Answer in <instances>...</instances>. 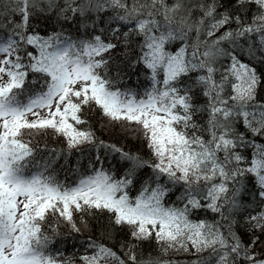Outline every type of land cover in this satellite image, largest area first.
I'll return each instance as SVG.
<instances>
[{"label": "snow or ice", "instance_id": "1", "mask_svg": "<svg viewBox=\"0 0 264 264\" xmlns=\"http://www.w3.org/2000/svg\"><path fill=\"white\" fill-rule=\"evenodd\" d=\"M262 90L264 0H0V264H264Z\"/></svg>", "mask_w": 264, "mask_h": 264}, {"label": "trees", "instance_id": "2", "mask_svg": "<svg viewBox=\"0 0 264 264\" xmlns=\"http://www.w3.org/2000/svg\"><path fill=\"white\" fill-rule=\"evenodd\" d=\"M43 27V26H42ZM50 28L51 25H48ZM128 86L130 87H136V81L135 79L130 80L127 82ZM140 87H143V82L141 83ZM262 95H264V90L261 92ZM90 122L93 124L97 135L103 139L106 142L115 143L118 146L124 148L125 151H131V152H138L140 153L145 159H150V152L149 149L146 146V143L144 140L139 137L134 132L128 130L126 131L124 127H121L120 125H112L108 124L105 120V118L101 117L98 112L91 114L90 116ZM39 143L43 145L44 143H48L50 147H61L63 146L62 140H57L51 138V136L46 138L39 139ZM60 179H63V176L61 175ZM136 191L133 190L132 195H135ZM175 199V196L172 195L170 197L166 198V202H172ZM99 216V214H97ZM211 214H209L210 216ZM198 216L200 218H204V213H199ZM79 219V218H77ZM89 228L87 230L82 231L81 234H71V236L68 233L67 226L61 223L60 226V234L59 235H53L51 232H49V235L53 239L52 245H50V248L54 251L55 249H60L63 254L68 256H79L84 252L83 248L79 247V243L81 241H84L87 239L88 236H95L99 237L101 230L107 225V220L105 217H86ZM54 222V221H53ZM117 232V240L116 242H119V240L122 237V234H119V230H116ZM76 244V247H73V244ZM143 250V256L147 257L149 254L152 256L158 255L157 247L154 241L151 242H145L142 245ZM138 249V253H139ZM206 255V254H205ZM165 259H179L182 261L184 259H190V257H181L177 253H169L167 257H164Z\"/></svg>", "mask_w": 264, "mask_h": 264}]
</instances>
